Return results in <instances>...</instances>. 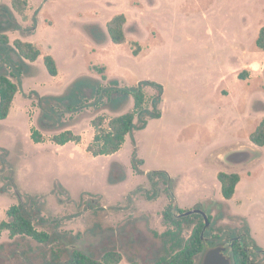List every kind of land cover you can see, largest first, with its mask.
I'll list each match as a JSON object with an SVG mask.
<instances>
[{"label":"rangeland","instance_id":"rangeland-1","mask_svg":"<svg viewBox=\"0 0 264 264\" xmlns=\"http://www.w3.org/2000/svg\"><path fill=\"white\" fill-rule=\"evenodd\" d=\"M0 1V9L11 7V0ZM29 5L26 18L15 12L20 28L8 35L12 44L17 38L34 43L42 56L23 78L9 117L0 120V222L7 220L12 205L32 195L39 198L37 229L57 234L67 251L77 244L99 257L115 248L124 256L119 264H154L162 253L156 233L172 227L163 213L173 203L184 211L201 207L211 215L206 237L214 242L236 235L257 242V236L264 248V147L249 137L264 117V51L256 46L264 0H29ZM119 13L128 19L122 44L114 43L107 30V22ZM34 17L37 26L29 32ZM48 54L57 60V76L45 66ZM95 65L106 68L107 79L92 70ZM79 78L89 79L91 86L84 92L86 106L62 116L64 127L82 139L58 145L52 139L61 131L42 130L38 122L36 92L64 95ZM142 80L162 83L165 95L163 117L150 119L134 133L148 170L144 164L140 168L168 171L174 178L170 192L162 178L153 182L133 168V137L115 155L94 156L86 150L96 132L91 124L96 116L104 115L107 126L134 105L130 99L118 111L99 108L97 84L116 81L125 87ZM215 80L220 89L233 90L212 129L208 114L221 108L207 98ZM155 92L146 87L149 107ZM33 127L46 141L34 142ZM219 171L243 177L229 200L222 194ZM155 193L156 198H148ZM199 219L192 216V225L184 224L185 237ZM70 232L80 236L72 240ZM41 252L30 238L12 239L8 231L0 237V264H39ZM252 260L264 264L262 254Z\"/></svg>","mask_w":264,"mask_h":264},{"label":"trees","instance_id":"trees-1","mask_svg":"<svg viewBox=\"0 0 264 264\" xmlns=\"http://www.w3.org/2000/svg\"><path fill=\"white\" fill-rule=\"evenodd\" d=\"M29 7V0H11V7L3 4L0 9V63H6L11 67L9 73H0V120L8 118L16 95L22 91L23 78L27 76L29 68L42 55V51L34 43L17 38L11 43L8 31L19 29L15 12L26 18V10ZM40 8V7H39ZM39 8L36 12H39ZM34 26L28 31L35 30L37 26V17H34ZM128 22L125 13L116 14L107 22V30L112 41L116 44L125 43L127 40L126 24ZM256 46L259 50L264 51V25L260 28L256 38ZM15 53L18 57L16 61L13 57ZM135 55L139 50L133 51ZM45 66L52 76L58 75L57 61L53 55L44 56ZM92 70L107 79L104 66H92ZM96 82V81H95ZM98 83V82H96ZM89 79L79 78L75 80L69 90L64 95H40L38 96V106L40 108L39 124L43 130H60L61 132L54 135L53 142L58 145H65L69 142L80 143L81 135L76 134L70 128L64 127L63 113L74 112L83 109L86 106L85 100L87 93L91 90ZM150 86L155 89V94L151 99V106H147L146 87ZM94 99L99 108L118 111L130 99H133V109L113 116L105 125L104 115L96 116L91 124L95 129V135L87 146V151L94 156L113 155L121 150L128 136L133 137L134 150L132 154L133 168L139 174L149 176L151 181L155 177H160L168 185L167 192H170L169 182L172 183L174 178L166 170L144 171L140 168L144 164V159L139 157L138 147L134 133L147 127L150 119L159 118L163 114L162 103L164 100L165 87L162 83L152 80H142L136 85L120 87L118 82L113 81L111 86H102L97 84L94 89ZM62 107L63 109H59ZM31 137L36 143L46 141L45 135L37 128L31 129ZM250 140L258 145L264 146V118L259 122L256 129L250 134ZM221 184V191L226 200L233 198L237 191V186L241 181V174L237 172L219 171L217 174ZM175 197L173 192L169 193ZM158 196H148L154 199ZM39 198L28 196L27 201H20L12 205L7 210V220L0 222V237L4 231L9 232L10 238L22 237L34 240L42 250L39 264H119L124 256L115 248L106 250L101 256L89 255L82 250L73 249L67 251L59 245L58 235L44 230L37 229L35 220L39 209L37 203ZM175 210L185 212L173 203L169 204L163 213L164 221L171 224L172 227L163 233H156L162 242V253L155 260L154 264H194L197 257L204 249L202 236H207L205 230V218L201 214L195 213L188 216H178ZM192 216H200L193 227L191 235L185 237L184 224L189 223ZM212 221L211 215H209ZM72 240L80 236V233L72 235V232L66 233ZM231 238V237H230ZM230 238H228L230 240ZM242 238L235 240L231 247L236 264H255L252 256H264V248L259 245L255 239ZM43 246V247H42ZM131 264H137L131 261ZM259 264V263H258Z\"/></svg>","mask_w":264,"mask_h":264},{"label":"water","instance_id":"water-1","mask_svg":"<svg viewBox=\"0 0 264 264\" xmlns=\"http://www.w3.org/2000/svg\"><path fill=\"white\" fill-rule=\"evenodd\" d=\"M1 2V1H0ZM1 5V3H0ZM6 65L0 64V73H6L5 69ZM195 213H200L204 215L205 218V230L210 227V219L209 215L204 211V209L200 208H193L189 211H185L181 213L179 216L184 217L188 215H192ZM240 238L237 236L236 239ZM204 242V249L200 253V258L197 264H236L235 257L233 253L229 250L228 245L229 241H213L206 236H202ZM72 250H81L77 244L71 245Z\"/></svg>","mask_w":264,"mask_h":264},{"label":"crops","instance_id":"crops-1","mask_svg":"<svg viewBox=\"0 0 264 264\" xmlns=\"http://www.w3.org/2000/svg\"><path fill=\"white\" fill-rule=\"evenodd\" d=\"M30 6V5H29ZM258 36V35H257ZM247 55V50H246V52H245V54L243 55V57L242 58H244L245 56ZM42 56V55H41ZM40 58V57H39ZM38 58V59H39ZM55 58V57H54ZM242 58H240L239 60H242ZM56 59V58H55ZM57 61V60H56ZM32 64V66L35 64V62L34 63H31ZM58 64V63H57ZM238 65V64H237ZM236 65V66H237ZM236 66H234V67H236ZM233 67V68H234ZM233 68H231L230 69V71H231V76H232V70H233ZM225 76V75H224ZM224 76H222L221 78H220V80H222V81H225L226 79H223V77ZM26 78V77H25ZM219 80V81H220ZM233 81V80H232ZM219 82L217 81V80H215L214 82H213V85H214V87H212V89L211 90H209V93H208V96H207V98L209 99V100H213V102H216V103H218V105L221 107L220 109H219V111H217V112H213L212 113V115H211V113H209L208 115V119H207V122H208V124H209V126H210V128H212V129H215L216 128V124H217V119H218V117H219V115L220 114H222V109L223 108H225L226 106H227V103H226V101H224L225 99H226V97L229 95L230 97H231V95H232V90L230 89V88H228V87H224V88H222V89H220V86L221 85H219L218 84ZM165 95V94H164ZM17 96V95H16ZM15 99H16V97H15ZM15 99H14V103H15ZM164 101V100H163ZM14 103H13V106H14ZM163 104V103H162ZM13 106H12V108H13ZM11 111H12V109H11ZM11 113V112H10ZM247 113V112H246ZM10 115V114H9ZM163 115H164V112H163V114H162V116L161 117H163ZM9 117V116H8ZM264 118V117H263ZM262 118V119H263ZM261 119V120H262ZM260 119H259V122L261 121ZM259 122H258V124H259ZM150 124V122L148 123V125ZM257 124V125H258ZM147 125V126H148ZM257 125H256V127H257ZM256 127L254 128V130L256 129ZM253 130V131H254ZM252 131V132H253ZM251 132V133H252ZM250 133V134H251ZM136 134H137V132H136ZM128 139H129V136L127 137V139H126V142H125V144L128 142ZM264 147V146H263ZM116 154V153H115ZM114 154V155H115ZM145 161V160H144ZM146 164H147V161H145V163H144V165H143V167H144V170H148L147 169V167H145L146 166ZM225 172H228V171H225ZM241 177H242V175H241ZM243 178V177H242ZM242 178H241V180H242ZM241 182V181H240ZM239 185V184H238ZM237 188H238V186H237ZM237 192V191H236ZM255 238H256V240H257V242L260 244V240H259V238L257 237V236H255ZM261 245V244H260ZM262 246V245H261ZM263 247V246H262Z\"/></svg>","mask_w":264,"mask_h":264},{"label":"flooded vegetation","instance_id":"flooded-vegetation-1","mask_svg":"<svg viewBox=\"0 0 264 264\" xmlns=\"http://www.w3.org/2000/svg\"><path fill=\"white\" fill-rule=\"evenodd\" d=\"M198 214H200V213H198ZM202 216H203V218H204V215L203 214H201ZM236 237H237V235L236 236H232L231 238H230V240H229V250L231 251V247L234 245V241L235 240H241V237L240 238H238V239H236Z\"/></svg>","mask_w":264,"mask_h":264},{"label":"clouds","instance_id":"clouds-1","mask_svg":"<svg viewBox=\"0 0 264 264\" xmlns=\"http://www.w3.org/2000/svg\"><path fill=\"white\" fill-rule=\"evenodd\" d=\"M254 68L258 67V65H253Z\"/></svg>","mask_w":264,"mask_h":264}]
</instances>
